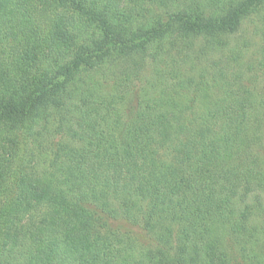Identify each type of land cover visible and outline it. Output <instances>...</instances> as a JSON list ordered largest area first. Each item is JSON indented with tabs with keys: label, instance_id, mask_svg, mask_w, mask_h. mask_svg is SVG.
<instances>
[{
	"label": "trees",
	"instance_id": "1",
	"mask_svg": "<svg viewBox=\"0 0 264 264\" xmlns=\"http://www.w3.org/2000/svg\"><path fill=\"white\" fill-rule=\"evenodd\" d=\"M263 130L264 0H0V264H264Z\"/></svg>",
	"mask_w": 264,
	"mask_h": 264
},
{
	"label": "rangeland",
	"instance_id": "2",
	"mask_svg": "<svg viewBox=\"0 0 264 264\" xmlns=\"http://www.w3.org/2000/svg\"><path fill=\"white\" fill-rule=\"evenodd\" d=\"M259 26L261 27L260 23L257 21V19H255V16L250 18L249 20H247V23L244 24V26L242 27L243 31H246L247 33H252L254 32V30L256 29V42L261 43L263 41V37H261V34H259L260 29ZM241 33V32H240ZM263 138H264V130H263ZM262 245V244H260ZM264 250V244L263 247H261ZM258 251H260V248H258Z\"/></svg>",
	"mask_w": 264,
	"mask_h": 264
}]
</instances>
